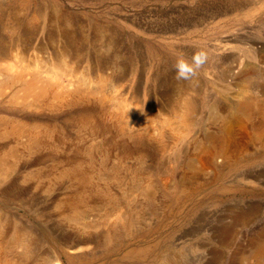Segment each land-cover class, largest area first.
I'll list each match as a JSON object with an SVG mask.
<instances>
[{"label":"rangeland","instance_id":"374dc122","mask_svg":"<svg viewBox=\"0 0 264 264\" xmlns=\"http://www.w3.org/2000/svg\"><path fill=\"white\" fill-rule=\"evenodd\" d=\"M38 10L45 15L33 16ZM0 52V79L19 71L29 79L37 70L54 82L35 109L13 99L22 82H11L0 115L62 126L38 148L18 144L20 170L0 176L7 237L21 226L38 241L34 255L52 264H238L264 237V0H0ZM60 53L73 70L57 71ZM99 71L113 80L104 88L115 100L51 93L93 89ZM192 87L203 100L182 130L172 107L184 91L197 99ZM131 97L137 109L127 105ZM246 98L259 106L243 111ZM120 100L126 126L116 115ZM147 111L149 135L136 127ZM223 120L236 125L228 157L209 160L199 146L221 136ZM200 155L203 165L190 169L186 161ZM76 211H84L80 223L70 218ZM77 238L91 241L59 245ZM8 254L30 264L20 246Z\"/></svg>","mask_w":264,"mask_h":264},{"label":"bare ground","instance_id":"6f19581e","mask_svg":"<svg viewBox=\"0 0 264 264\" xmlns=\"http://www.w3.org/2000/svg\"><path fill=\"white\" fill-rule=\"evenodd\" d=\"M24 1V0H23ZM39 11V10H38ZM43 16L45 15V13H42V11H39L36 13V15L34 14L33 16ZM35 19V18H34ZM44 19V18H43ZM218 49V48H217ZM61 54V53H60ZM6 53H2L0 52V57L5 56ZM62 55V54H61ZM72 58V57H71ZM70 60V59H69ZM74 61V60H73ZM38 64V63H37ZM60 66V67H59ZM64 68L67 67L69 70H73L74 66L70 64V62L67 60L66 55H62L61 56V60H60V64L57 66L56 69H58L57 71L60 70V68ZM63 70V69H62ZM64 71V70H63ZM103 71V70H102ZM35 72V71H34ZM41 74V71H39ZM37 74L32 75L29 79H24L23 78V74L22 71H19L17 74L14 75H10L9 77H5V78H1L0 79V97L4 96L7 88H10L11 86L9 85L11 82H22V93H20V96H17V92L14 91L13 94V99H20L22 104H28L30 107H34L35 108H39V106L43 103V101H46L49 97V90L50 88H53L51 84H54V82L52 81V83L49 84L46 83L48 82V79L42 80L44 78H42L41 80L39 79V74L36 70ZM58 74V73H57ZM42 77V76H41ZM91 77L90 73H85L82 77V80H89ZM94 77V76H93ZM98 79V86L94 87L93 89L90 90H86V89H82L79 87H73V89L70 90V93H67V95H63V96H56V94L53 92L52 95L55 96V99L57 97H59L62 100H66V98H69L72 102L75 99L78 100H85L88 101V98L90 96L93 95V97L95 96L96 101H98V103H100V105H103L105 102L107 101H112L115 100L113 97L111 96V94L104 88V86L106 85H110L111 83H113V80L108 77L105 76L101 71H99V73H97V76H95ZM241 80V79H240ZM82 82V81H81ZM77 84V83H76ZM242 84V83H241ZM196 88V89H195ZM192 87L193 90L196 91V95L198 94V98H191L187 95L186 91H184V93L182 95L178 96L177 102L175 103V105H173L172 107V116H170V118L174 119L175 122H177L181 127L182 130L188 129L189 126L194 122V115H197L198 112V106L199 104H201L202 102V96L201 93L197 92L198 87ZM248 88V87H246ZM57 93V92H56ZM248 95V94H247ZM84 96L86 98H84ZM84 98V99H83ZM138 98L136 97H131L130 99H128L127 101V105L129 104L130 107L137 109L138 108ZM255 99V98H254ZM29 100V101H27ZM77 101V100H75ZM123 102H118L117 105L115 107H117L118 112L116 115H118L121 118V121L123 124L128 125L129 124V119H130V113L128 115H126V111H125V101L126 100H120ZM18 102V101H17ZM246 109H244L243 111H248L249 108H253L254 105H257V103H255V100L251 99V98H246L245 101H243ZM80 103V102H79ZM44 104V103H43ZM109 105V104H108ZM115 105V104H113ZM126 105V106H127ZM142 105V104H141ZM140 105V106H141ZM243 106V105H241ZM259 105H257L258 107ZM260 106L262 107V113H264V106H262V104H260ZM41 107V106H40ZM108 107V106H106ZM110 107V106H109ZM243 107V108H244ZM100 109V108H99ZM130 109V108H129ZM140 109V108H139ZM254 109V108H253ZM257 109V108H256ZM260 109V108H259ZM107 110V109H106ZM241 111V109H239ZM252 110V109H251ZM133 111V109H132ZM253 111V110H252ZM103 112V111H102ZM113 112V111H111ZM255 112V111H254ZM151 112L147 111L146 114L144 115V118L140 121L137 122L136 127L139 130V132H143L147 135L153 133V129H151L150 127L147 126L146 123H148V121L151 119L152 115L150 114ZM241 113L243 114L244 112L241 111ZM94 115V114H93ZM115 115V114H114ZM236 115V114H235ZM110 116V115H109ZM108 116V117H109ZM89 117V116H88ZM87 117V118H88ZM96 117V116H95ZM113 118V117H112ZM116 118V117H114ZM119 118V119H120ZM225 118V117H224ZM104 119V118H103ZM118 119V120H119ZM221 119V118H220ZM115 120V119H114ZM118 120L116 122H118ZM171 120V119H168ZM120 121V120H119ZM152 123V122H151ZM170 123V122H169ZM221 131L222 134L221 136L218 137H213L211 135H209L208 137H206V141L202 142L201 145L199 146V151L201 152H205L208 153V157L210 158L209 160H217V158H222L223 160H225L228 157V151H227V137L229 136V134L232 131V128L235 127L236 125L234 124L235 122H231L230 120H223L221 122ZM60 122H54L51 120H47V119H43V118H39V117H23V118H15V117H9V116H1L0 115V138H2L3 136H8L9 140L6 143H0V176L1 175H5L6 171L12 169L14 166H16V168H18L20 170V166L18 165V159H19V146H23L24 149L26 148V150H31L34 148H38L40 147L47 139V137H52L56 130L62 128L61 125H59ZM132 124V123H131ZM119 126V124H118ZM123 126V125H122ZM132 126V125H130ZM196 126V125H195ZM120 127V126H119ZM118 127V128H119ZM85 128V127H84ZM117 128V129H118ZM105 129V128H104ZM123 129V128H122ZM159 132V131H158ZM161 135L164 136L163 132H159ZM212 133V132H211ZM118 134V133H117ZM126 134V133H125ZM159 134V135H160ZM140 135V134H139ZM143 135V134H142ZM158 135V133L156 134ZM213 135V134H212ZM231 135V134H230ZM129 136V135H128ZM162 136V137H163ZM159 137V136H158ZM161 138V136H160ZM159 138V139H160ZM232 138V137H231ZM22 139V140H21ZM164 139V138H163ZM229 140V139H228ZM160 141V140H159ZM164 141V140H163ZM162 141V142H163ZM198 141V140H197ZM201 142V141H200ZM124 147V146H123ZM106 149V148H105ZM116 150V149H115ZM30 152V151H29ZM120 154V153H119ZM123 155V154H122ZM141 155V154H140ZM21 156V155H20ZM119 157V156H118ZM124 157V155H123ZM136 157V155H135ZM203 157V156H202ZM201 155L200 156H196L194 157L192 160H190L189 162L186 161L187 166L191 169V168H197L198 165H196L197 163H201L203 165V159H202ZM104 158V156H103ZM131 158V157H130ZM11 160V161H10ZM92 160V159H91ZM141 160V159H140ZM221 160V159H220ZM13 161V162H12ZM134 161V160H133ZM231 161V160H230ZM188 162V163H187ZM203 162V163H202ZM224 162V161H223ZM102 164V163H101ZM72 165V164H71ZM77 165V164H76ZM74 166V164H73ZM79 166V165H78ZM87 166V165H86ZM72 167V166H71ZM93 167V166H92ZM96 168V167H94ZM69 169V168H68ZM75 169V168H74ZM73 169V170H74ZM90 169V168H89ZM136 169V168H135ZM200 169V168H199ZM65 170V169H64ZM71 170V169H70ZM93 170V168H92ZM91 170V171H92ZM77 171V170H76ZM82 172V171H81ZM84 172V171H83ZM97 172V171H96ZM139 172V171H138ZM159 172V171H158ZM192 172V171H191ZM60 173V172H59ZM80 173V172H79ZM91 173V172H89ZM141 173V172H140ZM139 173V174H140ZM99 174V173H98ZM7 175V174H6ZM72 175V174H71ZM79 175V174H78ZM118 175V174H117ZM149 175V174H148ZM80 176V175H79ZM108 176V175H107ZM168 177V176H167ZM76 178H74L75 180ZM96 179V178H95ZM103 179V178H102ZM131 179H132V188L133 189H137L140 187V181H139V176L137 173H132L131 174ZM143 179V178H142ZM147 179V178H146ZM77 180V179H76ZM167 180V179H164ZM170 180V179H169ZM84 181V180H83ZM90 181V180H89ZM168 181V180H167ZM91 182V181H90ZM143 182V181H142ZM164 182V181H163ZM84 183V182H83ZM100 183V182H99ZM85 184V183H84ZM131 184V183H130ZM164 184V183H163ZM167 184V183H165ZM79 185V182H78ZM144 185V184H143ZM142 185V187H144ZM153 185V184H152ZM83 186V185H82ZM92 186V185H91ZM85 188V187H83ZM90 188V187H89ZM146 189V188H145ZM167 189V188H166ZM83 190V189H81ZM86 191V189H84ZM92 191V189H91ZM95 191V190H94ZM103 191V190H102ZM92 193V192H91ZM94 194V192H93ZM75 195V194H73ZM81 195V194H80ZM83 195V194H82ZM98 195V194H97ZM117 195V194H116ZM77 196V195H76ZM87 196V195H86ZM85 196V197H86ZM110 196V195H109ZM74 197V196H73ZM83 197V196H82ZM100 197H102L100 195ZM114 199V196H111ZM78 198V197H77ZM74 199V198H73ZM83 199V198H82ZM103 199V198H102ZM77 201V200H76ZM75 201V202H76ZM82 201V200H79ZM88 201V200H87ZM112 201V200H111ZM86 202V201H85ZM78 203V202H77ZM81 202H79L80 204ZM110 203V202H109ZM108 203V204H109ZM67 204V203H66ZM74 204V202H73ZM86 204V203H85ZM111 204V203H110ZM115 205L117 204L116 202L114 203ZM68 205V204H67ZM81 205V204H80ZM104 205V204H103ZM65 206V205H64ZM89 206V205H88ZM118 206V205H117ZM115 206V208L117 207ZM70 208V207H69ZM73 208V207H72ZM71 209V208H70ZM120 209V208H119ZM115 213V212H114ZM121 213V212H120ZM64 214V213H63ZM67 214V213H66ZM124 214V212H123ZM122 214H120L121 216ZM240 217L238 216V218H246L244 215L239 214ZM249 217V216H248ZM70 218H72L74 221L80 223V221H77V219H83L84 218V211H76L75 213L73 212L70 215ZM235 218V217H234ZM125 219V218H123ZM135 219V218H134ZM234 220V219H233ZM248 220V219H246ZM245 220V221H246ZM6 221L5 216L3 215V213L0 211V224H3ZM235 221V220H234ZM239 223H241L239 221ZM242 224V223H241ZM231 226V225H229ZM20 228H15L14 232L12 231V233L10 234V236L7 237V235L5 233H3V230H0V262L1 264H14L16 262L10 261L11 259L9 258V249H11L12 245L15 246H20L21 248V252L24 253V255H28L27 260H29L30 264H52L54 262V260L50 259V257H38L37 255H34V248H36V244L38 243L37 240L34 239L33 235H30V233L25 230L24 228H22L21 226H19ZM28 227V226H27ZM26 228V227H25ZM227 229V228H226ZM229 229V228H228ZM232 229V228H231ZM225 230V229H223ZM115 231V230H114ZM264 232V231H263ZM227 233V232H226ZM230 235V232H228ZM227 233V234H228ZM234 233V232H233ZM108 236H111L110 234H107ZM228 235V236H230ZM261 236V234H260ZM227 237V235H226ZM24 238L26 243H24ZM229 238L228 237V242H229ZM91 240L89 238H82L79 239L77 238L74 241H60L59 245L64 246L65 248H67L68 250H73L75 249V247H77L78 245H83L85 243H89ZM226 241V239L221 241ZM218 242V241H217ZM255 244L252 246V248L250 249L249 252H247V254L241 253L240 256L238 255V257L240 259L238 264H264V237L260 240H258L257 242H254ZM34 249V250H33ZM81 249V248H80ZM79 249V250H80ZM65 250V249H64ZM220 250V249H219ZM59 252V251H58ZM83 252V251H82ZM243 252V251H241ZM36 253V252H35ZM240 253V252H239ZM220 254V253H219ZM31 256H33V258H31ZM53 256V255H52ZM219 256V255H218ZM26 258V256H25ZM52 258V257H51ZM13 259V258H12ZM17 260V258H16ZM22 260V259H21ZM26 260V262H27ZM41 260V261H40ZM15 261V258H14ZM56 261V260H55ZM23 262V261H20ZM19 263V262H18ZM24 264V263H23ZM28 264V263H27Z\"/></svg>","mask_w":264,"mask_h":264},{"label":"clouds","instance_id":"9594fccd","mask_svg":"<svg viewBox=\"0 0 264 264\" xmlns=\"http://www.w3.org/2000/svg\"><path fill=\"white\" fill-rule=\"evenodd\" d=\"M199 63H203V58L200 59ZM130 110V109H129Z\"/></svg>","mask_w":264,"mask_h":264}]
</instances>
